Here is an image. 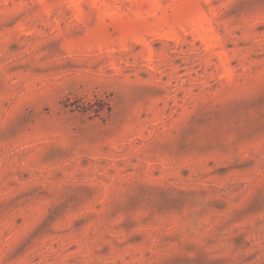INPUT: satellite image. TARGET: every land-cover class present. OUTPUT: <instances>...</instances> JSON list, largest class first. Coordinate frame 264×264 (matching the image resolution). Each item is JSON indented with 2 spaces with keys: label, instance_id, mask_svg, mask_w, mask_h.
I'll use <instances>...</instances> for the list:
<instances>
[{
  "label": "rangeland",
  "instance_id": "obj_1",
  "mask_svg": "<svg viewBox=\"0 0 264 264\" xmlns=\"http://www.w3.org/2000/svg\"><path fill=\"white\" fill-rule=\"evenodd\" d=\"M0 264H264V0H0Z\"/></svg>",
  "mask_w": 264,
  "mask_h": 264
},
{
  "label": "trees",
  "instance_id": "obj_2",
  "mask_svg": "<svg viewBox=\"0 0 264 264\" xmlns=\"http://www.w3.org/2000/svg\"><path fill=\"white\" fill-rule=\"evenodd\" d=\"M84 111H89L88 109H86L85 107L83 108ZM96 113H99V111H96Z\"/></svg>",
  "mask_w": 264,
  "mask_h": 264
}]
</instances>
